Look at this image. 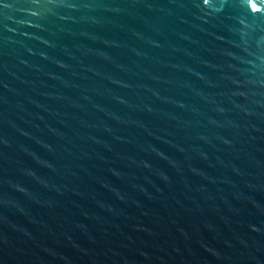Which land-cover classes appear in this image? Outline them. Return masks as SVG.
<instances>
[{"label": "water", "instance_id": "obj_1", "mask_svg": "<svg viewBox=\"0 0 264 264\" xmlns=\"http://www.w3.org/2000/svg\"><path fill=\"white\" fill-rule=\"evenodd\" d=\"M0 264H264V0H0Z\"/></svg>", "mask_w": 264, "mask_h": 264}]
</instances>
